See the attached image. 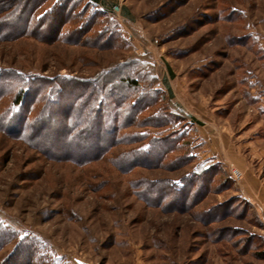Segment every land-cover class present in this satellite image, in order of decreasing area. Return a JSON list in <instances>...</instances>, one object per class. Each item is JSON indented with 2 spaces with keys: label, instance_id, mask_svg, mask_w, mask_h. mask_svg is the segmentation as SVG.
Segmentation results:
<instances>
[{
  "label": "rangeland",
  "instance_id": "1",
  "mask_svg": "<svg viewBox=\"0 0 264 264\" xmlns=\"http://www.w3.org/2000/svg\"><path fill=\"white\" fill-rule=\"evenodd\" d=\"M28 1L0 0V264H264V229L237 195L242 172L228 163L240 158L264 174V0H39L30 29L73 9L58 38V23L22 32ZM92 14L96 28L72 36ZM111 69L155 102L119 135L166 136L175 150L148 159L129 155L147 140L102 145L105 157L79 165L62 160L61 140L47 136L62 131V115L37 129L21 126L23 137L16 132L11 114L22 109L11 107L5 73L50 87ZM85 98L72 95L59 109L72 133L88 117L79 112ZM38 108L23 114L33 119ZM148 113L166 116L169 126L157 119L144 128ZM73 148L68 156L79 158ZM130 161L150 165L129 169ZM206 170L205 184L202 176L189 189L184 180L163 203L147 195L146 184L156 190Z\"/></svg>",
  "mask_w": 264,
  "mask_h": 264
},
{
  "label": "trees",
  "instance_id": "2",
  "mask_svg": "<svg viewBox=\"0 0 264 264\" xmlns=\"http://www.w3.org/2000/svg\"><path fill=\"white\" fill-rule=\"evenodd\" d=\"M38 1L39 0H34L33 3H29V1L27 2V4L31 5L29 9L31 12V17L28 18V21L24 22L25 25L22 32L25 34H35L36 31L40 32V27L45 26L48 28H54V24L58 23L60 24L56 31L58 38V36L61 35L60 32L62 27L68 22L67 16L71 17L73 9H69L70 13L68 12L66 17H63L61 14H57V16H55L51 22H43L42 20L36 21V26H39V28L32 27V29H30L29 23L32 20L30 18H33L34 13L37 11L36 8L38 6ZM12 6L13 5H11V7ZM22 6L23 4L20 3L16 5L18 9H21ZM78 16L80 18L82 15H79L78 13L76 17ZM95 17L96 15L92 14L86 19L81 18V20L77 22V26L76 23L73 26L75 30L71 32V35L73 36L76 33H83L82 35L84 36L87 31L94 29L96 26L94 23ZM18 21L19 20L17 19V22ZM99 31L100 30H98V32ZM98 32L96 30L95 35H97V37L105 38L103 31H100L99 33ZM67 36L68 35L62 37L61 39L65 40ZM5 75H10V77H8V79L3 82V85L5 89L8 88L7 91H9V93L13 92L11 107H20V109H22L21 115L11 114L13 115L11 119H17L18 125H20L16 132H18L21 137L24 136V130L22 131L21 126L25 127L29 124L32 128L37 129L38 123L49 118L54 121L59 114L63 116L65 121L63 119L58 123L62 128V131L59 134H57V132H49L47 134L49 138L54 137L55 139L59 138L61 140L56 149L64 152V156L62 155L63 157H60L62 160L65 159L69 162L73 161L75 164L84 165L87 162L95 161L105 157L108 149H103L101 147L102 145L114 146L119 143H139L143 140H147L145 142L146 146H139L136 149L131 150L129 155H133L135 157L144 155L145 158L150 159L154 152L160 151V159L167 152L173 151L177 148L176 140L168 141L166 136L149 137L148 134L144 136H138L135 133L125 134L123 137L119 135L121 130L128 127L130 124H133V121L136 120L135 118L137 115L147 111L150 109L151 104L155 103L154 99L146 100L145 96L147 95H143L141 91L138 92L137 83L135 80L125 76V73L122 70L117 71L116 69H111L106 73L95 76L93 81L73 77H60L57 78L59 84H55L54 86L50 85V87H47L46 83H44L40 77L32 76L27 78L15 71L10 73L7 72ZM122 76H125V78ZM42 94L44 95L41 97ZM72 95H76L77 98L78 96L84 95L86 98L79 106V112H89L88 117L80 126V131L77 133H72L69 131V127L73 121H71L70 117H65L67 113L59 112V109L66 101L70 100ZM26 99H28V102L25 101ZM74 103L75 102L71 103V108L73 107ZM39 104L40 108L35 111L33 119L28 118L25 114L30 111L31 106H36ZM54 106L56 107L55 109L53 108ZM122 110H129L130 118L123 120L120 117V112ZM24 111L25 114H23ZM157 119L162 120L157 124L169 126L166 116L164 117L161 113H148V115L142 119V122L144 123L143 127H150V123L156 121ZM73 146V152L74 154H77L76 156H79V158L77 157L73 159L72 157L70 158L68 156L70 154L69 150ZM183 160H186V158H183ZM146 162L147 161H130L127 163V167L129 169H133L138 165H150ZM188 175L189 176L183 177L177 182L169 181L166 185L156 188V190H154L150 184L149 186L146 184L145 189H147V195H149L150 198V196L156 192L158 195L160 194L159 197H157L158 203H163L172 195L174 196L175 192L179 193L183 191L185 188L184 180L189 182L190 189L194 186V183H196L195 180H197L199 177L203 176L202 178H205V180H203V183L205 184L204 181H206L207 178H210L212 173L210 170H206L201 174L190 173ZM166 189H168L171 193L165 192L164 194ZM237 201L240 202L241 200L238 199ZM3 235L5 236L3 238H9V234L5 233L4 231ZM0 239L3 240L1 236ZM18 246L20 248H26L27 253L31 250V246L29 244L25 245L23 242H19ZM25 255L28 259V262H30V256L27 254Z\"/></svg>",
  "mask_w": 264,
  "mask_h": 264
},
{
  "label": "crops",
  "instance_id": "3",
  "mask_svg": "<svg viewBox=\"0 0 264 264\" xmlns=\"http://www.w3.org/2000/svg\"><path fill=\"white\" fill-rule=\"evenodd\" d=\"M228 160V163L238 167L242 172V179L240 183L238 182L237 195L251 206L264 229V174L251 173L249 171L250 165L240 158L234 159L231 156ZM262 162L264 165V159Z\"/></svg>",
  "mask_w": 264,
  "mask_h": 264
},
{
  "label": "built area",
  "instance_id": "4",
  "mask_svg": "<svg viewBox=\"0 0 264 264\" xmlns=\"http://www.w3.org/2000/svg\"><path fill=\"white\" fill-rule=\"evenodd\" d=\"M113 9H118V7H113ZM233 172V174H234V176L237 178L238 177V175H239V173L237 172V171H232Z\"/></svg>",
  "mask_w": 264,
  "mask_h": 264
}]
</instances>
